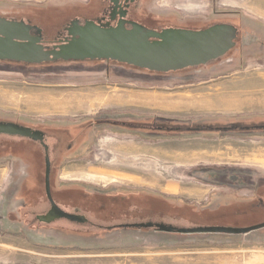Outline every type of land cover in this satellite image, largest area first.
Returning a JSON list of instances; mask_svg holds the SVG:
<instances>
[{"label": "rangeland", "instance_id": "obj_1", "mask_svg": "<svg viewBox=\"0 0 264 264\" xmlns=\"http://www.w3.org/2000/svg\"><path fill=\"white\" fill-rule=\"evenodd\" d=\"M90 1L80 7L89 0H0V16L29 19L53 39L73 19L97 21L105 0ZM146 6L157 19L149 26L158 30L225 22L238 28V43L205 66L163 74L105 60L0 61V121L45 126L52 197L89 221L39 222L49 203L44 177L30 176L37 163L26 153L43 158V152L29 143L17 150L15 140L0 136V264H220L227 258L264 264V228L234 237L117 226L264 223V129L254 128L264 126V49H248L255 36L264 47V0H151ZM198 126L238 128L193 131ZM237 172L244 180L233 178Z\"/></svg>", "mask_w": 264, "mask_h": 264}, {"label": "water", "instance_id": "obj_2", "mask_svg": "<svg viewBox=\"0 0 264 264\" xmlns=\"http://www.w3.org/2000/svg\"><path fill=\"white\" fill-rule=\"evenodd\" d=\"M133 1V0H131ZM117 4L118 0H112ZM35 28L23 21L7 20L0 17V61H13L25 64H41L56 61L105 60L125 64L138 69L156 73L180 71L186 68L205 66L223 57L233 46L236 29L229 24H216L201 31L167 28L160 32L145 29L132 23L126 28L120 22L115 26H102L93 21L74 20L67 28L70 39L45 50L40 44L41 37L31 36ZM264 129V126H255ZM248 129V128H246ZM31 138L42 140L41 132L10 122L0 121V136ZM48 157L45 159V192L52 210L57 215H49L43 221L49 223L55 218L83 222V217H76L61 211L54 203L49 188ZM129 228L147 229L168 234H225L245 235L264 228V223L247 228H177L163 223L152 222L129 225Z\"/></svg>", "mask_w": 264, "mask_h": 264}, {"label": "flooded vegetation", "instance_id": "obj_3", "mask_svg": "<svg viewBox=\"0 0 264 264\" xmlns=\"http://www.w3.org/2000/svg\"><path fill=\"white\" fill-rule=\"evenodd\" d=\"M139 1L140 0H118L117 4H114V2H112V0H105L104 2V5H103V9L102 11L100 12V14L97 16V21H95V23L97 24H100L102 26H115L117 25L118 22L121 21V23L124 25V27L126 28H131L132 27V23H136V24H139L141 25L142 27H144L145 29H150V30H155L157 32H160L161 30H158L156 29L153 25L152 26H149V24H153L152 22H155L157 21L156 18H154V15L151 14V13H148L150 12L151 10H149L150 8H148L146 5L151 1V0H142L141 3L144 4V6H140L141 3L139 4ZM92 1L89 0V2H87L86 4L84 5H79L80 7H85V6H89L91 5ZM103 4V2H102ZM101 4V5H102ZM56 9V8H55ZM1 17V16H0ZM141 17H144V20L141 18ZM4 18V17H3ZM29 18V17H28ZM7 20H13V21H23L26 25H29L31 27H37L39 28L37 25H35L34 23H32L31 20L29 19H13V18H5ZM74 20H77L79 22H81L79 19H73L71 20L66 26L63 27V29L61 30H58L56 35L54 36L53 39H49L47 38L44 34H43V31L41 28V34L39 35L37 33V30L35 28L31 29L29 34L31 36H34V37H37V36H40L41 37V41H40V44L44 47L45 50L47 49H51L52 47L54 46H58L62 43H64L65 41L69 40L70 39V36H68V33H67V28L70 26V23ZM94 22V21H93ZM82 23V22H81ZM190 23V22H187V24ZM194 23H202V22H194ZM217 24H227L225 22L223 23H217ZM216 25V24H214ZM212 26V25H210ZM208 26V27H210ZM208 27H204V28H200V29H195L193 27H187V26H184V27H176L175 29H184V30H190V31H201V30H205L207 29ZM235 29H236V37L234 39V46L224 55L226 56L231 50H233L237 43H238V40H239V36H240V33H239V30L236 26H233ZM170 28V27H168ZM164 29H167V28H164ZM260 39V38H259ZM258 43H259V40H258V37L255 36V39H253L250 43V45L248 46V49L252 48L253 50H260L262 51V49H264V47H259L258 46ZM223 56V57H224ZM2 122H10V123H14V124H17L19 126H22V127H25V128H28L32 131H37V132H41L43 134V137H42V140H33L31 138H21V137H10L9 139L10 140H15L16 142L12 144L13 147H15L17 150H24L26 149L27 147L23 144V143H29L30 145H36L37 147L39 146V148L42 150L43 152V158H38L37 157V151H35L36 153H30V152H27L26 155L28 156L29 159H31L32 161H34V163H37L35 164L36 166L39 165V160L40 159H43L44 161V170H41V169H37L36 166L35 168H32L31 171H30V176H42L43 177L45 176V159L46 157H48L49 159V155H48V147L46 145V142L45 140L47 139V130L45 129V126L44 125H39L38 123L37 124H33V123H20V122H16V121H2ZM111 126H116V127H122L124 129H132V124L131 123H112ZM235 126V125H234ZM234 126H216V127H210V126H207V128L205 127H194L193 128V131H196V132H199V131H203V130H207L209 128H212V129H215L216 131H228V130H235L236 128L238 127H234ZM147 126H144V128H146ZM158 127V131H162L164 130L163 128ZM195 128H199V129H195ZM167 130V129H166ZM180 131L181 129L180 128H173V129H170V131ZM168 131V130H167ZM248 131V130H246ZM1 136H4V135H1ZM6 137H9V136H6ZM23 141H26V142H23ZM56 142V141H55ZM52 161V160H51ZM50 161L49 159V163H50V168H49V188H50V194H51V197H52V191L54 190L53 187H52V177L55 175V169L53 168V164L52 162ZM43 172V174H42ZM227 176V175H225ZM237 177H233V178H238V180H244V177H245V174L244 172H237L236 174ZM231 177V176H230ZM71 186H69L70 188ZM67 186H61L60 190L59 191H62L64 192L66 189ZM59 189V188H58ZM44 191H45V184H44ZM256 196L254 197H260L259 196V190L257 189L256 190ZM45 195H46V192H45ZM47 198V197H46ZM54 203L56 204V206L63 212L67 213V214H70V215H73V216H76V217H83L84 218V221L83 222H80V221H70L66 218H55L54 220H52L51 222L55 221V220H66L68 222H71V223H77V224H81V225H85L87 224L89 221L88 219L85 217V215L81 214L79 211L75 210V211H67L66 209H63L60 207L59 204H57L54 200V198L52 197ZM48 201V199H47ZM49 203V208L48 210L46 211V213L42 214V215H38L36 216V219L39 221V222H42V223H45V224H49L45 221H43V218H45V220L47 219V217L51 214L53 215H57V211H53L52 210V205L51 203L48 201ZM75 208V207H74ZM142 220H139L137 222H133V223H119L117 226L120 228V229H136V228H129L128 226L129 225H133V224H142L141 222ZM140 222V223H139ZM148 222H152V221H148ZM148 222H144V223H148ZM153 224H159V222H152ZM95 225H98L96 223H94ZM100 226V225H98ZM117 226H112V227H106V229L103 230L104 234L106 233H111L113 230H115L117 228ZM102 230V227H99V231ZM140 229H143V228H140ZM147 229H152L154 231H156L154 228H147ZM158 233H161V234H167V233H162V232H159V231H156ZM97 235V234H96ZM95 236V235H93ZM98 238V237H97Z\"/></svg>", "mask_w": 264, "mask_h": 264}, {"label": "crops", "instance_id": "obj_4", "mask_svg": "<svg viewBox=\"0 0 264 264\" xmlns=\"http://www.w3.org/2000/svg\"><path fill=\"white\" fill-rule=\"evenodd\" d=\"M214 190V189H213ZM209 197V194L207 196V198ZM204 199V198H203ZM197 202V201H196ZM253 232H250L248 234H245V235H252ZM231 236H234V237H240L241 235H231ZM238 262V259H236V261L234 259H231V258H227L225 260H220V264H239V263H236Z\"/></svg>", "mask_w": 264, "mask_h": 264}, {"label": "trees", "instance_id": "obj_5", "mask_svg": "<svg viewBox=\"0 0 264 264\" xmlns=\"http://www.w3.org/2000/svg\"><path fill=\"white\" fill-rule=\"evenodd\" d=\"M5 18H8V17H5ZM14 19V18H13ZM16 19V18H15ZM8 62H11V61H8ZM114 62V61H113ZM15 63V62H14ZM18 64H20V65H27V64H25V63H19V62H17ZM135 68V67H134ZM138 69V68H137ZM139 70H143V69H139ZM143 71H147V70H143ZM148 73H156V72H150V71H147ZM156 74H163V73H156Z\"/></svg>", "mask_w": 264, "mask_h": 264}]
</instances>
